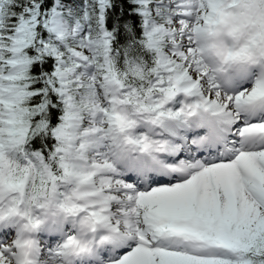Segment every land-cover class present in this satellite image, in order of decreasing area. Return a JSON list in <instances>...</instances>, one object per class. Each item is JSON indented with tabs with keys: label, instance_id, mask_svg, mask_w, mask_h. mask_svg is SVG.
<instances>
[{
	"label": "snow or ice",
	"instance_id": "obj_1",
	"mask_svg": "<svg viewBox=\"0 0 264 264\" xmlns=\"http://www.w3.org/2000/svg\"><path fill=\"white\" fill-rule=\"evenodd\" d=\"M0 264H264V0H0Z\"/></svg>",
	"mask_w": 264,
	"mask_h": 264
}]
</instances>
